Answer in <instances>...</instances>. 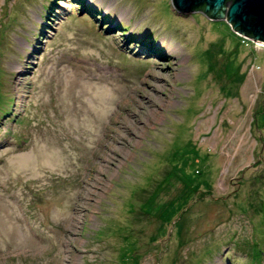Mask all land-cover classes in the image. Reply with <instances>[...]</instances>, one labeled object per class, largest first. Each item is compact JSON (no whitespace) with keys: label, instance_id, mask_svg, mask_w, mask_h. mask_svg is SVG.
Segmentation results:
<instances>
[{"label":"rangeland","instance_id":"1","mask_svg":"<svg viewBox=\"0 0 264 264\" xmlns=\"http://www.w3.org/2000/svg\"><path fill=\"white\" fill-rule=\"evenodd\" d=\"M0 264H264V43L172 0H0Z\"/></svg>","mask_w":264,"mask_h":264},{"label":"water","instance_id":"2","mask_svg":"<svg viewBox=\"0 0 264 264\" xmlns=\"http://www.w3.org/2000/svg\"><path fill=\"white\" fill-rule=\"evenodd\" d=\"M172 3L178 12L200 8L207 15L224 18L236 33L264 42V0H172Z\"/></svg>","mask_w":264,"mask_h":264},{"label":"trees","instance_id":"3","mask_svg":"<svg viewBox=\"0 0 264 264\" xmlns=\"http://www.w3.org/2000/svg\"><path fill=\"white\" fill-rule=\"evenodd\" d=\"M194 10H200V11H202V9H200V8H194ZM203 12V11H202ZM210 16V15H209ZM210 17H213V18H215L214 16H210ZM130 36H131V38H135V36L132 34H130ZM247 36V35H246ZM248 38H251L252 36H247Z\"/></svg>","mask_w":264,"mask_h":264},{"label":"bare ground","instance_id":"4","mask_svg":"<svg viewBox=\"0 0 264 264\" xmlns=\"http://www.w3.org/2000/svg\"><path fill=\"white\" fill-rule=\"evenodd\" d=\"M264 43V42H263Z\"/></svg>","mask_w":264,"mask_h":264}]
</instances>
